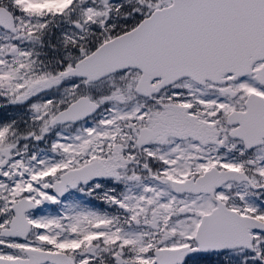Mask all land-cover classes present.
Returning a JSON list of instances; mask_svg holds the SVG:
<instances>
[{
    "label": "snow or ice",
    "instance_id": "snow-or-ice-1",
    "mask_svg": "<svg viewBox=\"0 0 264 264\" xmlns=\"http://www.w3.org/2000/svg\"><path fill=\"white\" fill-rule=\"evenodd\" d=\"M0 264H264V0H0Z\"/></svg>",
    "mask_w": 264,
    "mask_h": 264
}]
</instances>
